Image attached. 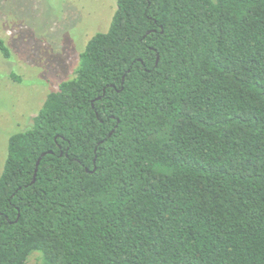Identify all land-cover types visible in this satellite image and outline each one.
<instances>
[{
  "label": "trees",
  "instance_id": "trees-1",
  "mask_svg": "<svg viewBox=\"0 0 264 264\" xmlns=\"http://www.w3.org/2000/svg\"><path fill=\"white\" fill-rule=\"evenodd\" d=\"M36 253L264 264V0L117 1L74 77L9 142L0 264Z\"/></svg>",
  "mask_w": 264,
  "mask_h": 264
},
{
  "label": "rangeland",
  "instance_id": "rangeland-1",
  "mask_svg": "<svg viewBox=\"0 0 264 264\" xmlns=\"http://www.w3.org/2000/svg\"><path fill=\"white\" fill-rule=\"evenodd\" d=\"M117 1L0 0V38L11 50L9 60L0 54V178L11 138L31 129L50 92L74 77L87 43L109 30Z\"/></svg>",
  "mask_w": 264,
  "mask_h": 264
},
{
  "label": "water",
  "instance_id": "water-1",
  "mask_svg": "<svg viewBox=\"0 0 264 264\" xmlns=\"http://www.w3.org/2000/svg\"><path fill=\"white\" fill-rule=\"evenodd\" d=\"M50 154H52V153L50 152ZM43 156H45V155H43ZM40 162H41V159H39L38 162H37V164H36V170H35L34 179H33V182L32 183H35L36 182V176L38 174V168L40 166Z\"/></svg>",
  "mask_w": 264,
  "mask_h": 264
}]
</instances>
